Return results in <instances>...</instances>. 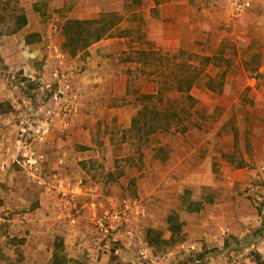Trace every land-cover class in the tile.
<instances>
[{
    "label": "rangeland",
    "instance_id": "rangeland-1",
    "mask_svg": "<svg viewBox=\"0 0 264 264\" xmlns=\"http://www.w3.org/2000/svg\"><path fill=\"white\" fill-rule=\"evenodd\" d=\"M54 1H39L47 22L61 26L68 13H87L80 10V0H65L58 11L51 7ZM98 1L101 10L90 7L88 15L102 16L106 26L117 22V29L102 38L112 40L113 50L102 52L99 61L89 58L88 50L78 51L75 65L110 74L94 83L95 93L82 95L89 103L96 100L117 110L115 115L108 111L113 116L108 122L85 116L78 133L92 136L86 165L92 182L102 187L96 191L99 210L142 200L147 220L163 224V235L170 215L200 224L211 214L212 240H206L203 250L175 252L174 241L187 239L181 229L174 241L159 244L168 258L164 264H264V0H177L189 3L194 21L189 29L153 23L162 8L152 9L153 3L174 0ZM240 2L245 6L239 10ZM18 3L0 0L7 22L22 10ZM120 32L128 38L119 39ZM135 49L155 51L137 54ZM183 66L216 76L213 89L199 82L190 89L192 99L171 90L169 84ZM12 81L22 89L19 100L29 113L38 104L33 89L43 80L29 82L21 76ZM146 93L155 95L147 98ZM165 108L169 110L157 111ZM166 120H172L169 129L163 127ZM240 223L249 229L243 238L237 235ZM226 226L231 233H221ZM10 258L0 253V262L13 264Z\"/></svg>",
    "mask_w": 264,
    "mask_h": 264
},
{
    "label": "crops",
    "instance_id": "crops-1",
    "mask_svg": "<svg viewBox=\"0 0 264 264\" xmlns=\"http://www.w3.org/2000/svg\"><path fill=\"white\" fill-rule=\"evenodd\" d=\"M15 1L19 2L22 10L12 22H7L8 14L0 11V139L6 136L14 146L22 126V117L27 113L19 100L22 89L18 90V85L12 81L14 78L19 80L22 76L29 82H54L53 73L64 69L70 73L81 101L78 103V113L68 129L63 131L60 119L53 115L50 118V132L38 137L33 143L34 148L45 156L44 170L57 186L55 191L47 192L25 176L20 166L13 162L15 148H11L7 158L8 171L0 180V253L11 255L13 264H164L168 260L165 259L167 254L163 256L159 246L148 240L149 228L162 231L164 225L147 220L148 212L142 200L136 199L126 204L124 222L111 239L96 241L94 226L89 223L95 214L102 213L99 210L100 203L96 200L97 192L102 187L92 182L91 172L86 165V160L92 157L86 146L91 144L92 136L78 137V133L84 129L85 116L97 122H108L117 110L98 104L99 101L93 100V97L90 99L96 103H89L83 97V91L86 94L95 93L94 83L106 79L108 76L104 74H110L100 72V67L84 71L77 68V54L73 55L65 45L67 36L64 25L68 20L102 18L88 15L90 7L94 12L101 10L99 1L80 0V10L87 9V13L77 15L78 10L70 12L61 26L44 19L46 10L42 8L40 0ZM64 5L65 0H55L51 7L58 11ZM187 5L188 2L185 5L177 0L164 4L154 2L152 9L162 8L152 17L153 23L161 28L178 24L185 29L192 28L194 21ZM21 14L26 16L23 25L18 22ZM117 27V24L112 27L108 35ZM117 37L123 41L128 38L126 35ZM102 38L79 52L88 50V57L97 56L99 61L102 52L113 50L112 40L104 41ZM82 81H88V84L82 86ZM95 95L98 97L97 93ZM108 111L112 115H108ZM118 113L123 115L121 110ZM2 159L4 156L0 155V161ZM61 190L63 192L59 193ZM211 219V214L202 217V223L198 225L189 218L183 220L184 223L180 220L187 239L174 241L177 242V248H173L175 252L186 254V251H202L206 240H212L209 232ZM239 226L237 235L243 238L249 229L242 223ZM221 231L223 234L231 233L232 227H222ZM166 232L163 238L170 240L172 231L169 223ZM143 251L146 258L141 257ZM0 264L5 263L2 261Z\"/></svg>",
    "mask_w": 264,
    "mask_h": 264
},
{
    "label": "built area",
    "instance_id": "built-area-1",
    "mask_svg": "<svg viewBox=\"0 0 264 264\" xmlns=\"http://www.w3.org/2000/svg\"><path fill=\"white\" fill-rule=\"evenodd\" d=\"M238 9H243L245 3L237 4ZM54 82H42L33 92L37 94L38 104L30 109L24 116L22 126L12 146L6 136L0 139V155L4 159L0 161V180L8 171L7 158L14 147L13 162H16L25 176L32 182L40 185L47 192H53L57 186L49 174L44 170L45 156L34 148V141L51 130L50 118L56 115L60 121L62 130L69 128L79 109V91L74 88L70 73L64 69H59L53 73ZM54 104V107H52ZM13 148V149H14ZM27 148L26 151H23ZM264 172V164L261 166ZM63 191H59L62 193ZM126 205L108 209L102 213H97L93 217L95 233L102 239H111L118 232L124 222ZM141 257L146 258L145 251L141 252Z\"/></svg>",
    "mask_w": 264,
    "mask_h": 264
},
{
    "label": "trees",
    "instance_id": "trees-1",
    "mask_svg": "<svg viewBox=\"0 0 264 264\" xmlns=\"http://www.w3.org/2000/svg\"><path fill=\"white\" fill-rule=\"evenodd\" d=\"M18 22L23 25L26 22V16L24 14H21L18 16ZM113 23V22H112ZM117 24V22H114L113 24L106 26V21L103 18L96 19V20H80V19H74V20H68L66 24L64 25L65 33L67 36L66 41V47L70 50V52L75 55L78 51L86 49L89 45H91L93 42L101 39L103 36L107 35L109 30L114 27ZM123 31V30H121ZM111 33V32H110ZM113 35V34H111ZM119 36H125L123 32L119 33ZM137 51V52H136ZM155 50H140L135 49V52L137 54L141 53H151ZM204 59L211 60L212 56L209 55H203ZM192 67V70L190 69ZM197 70V71H196ZM204 73L203 71H198V67L190 66L182 67L181 72L175 76L174 80L170 82V88L171 90H177L178 92H181L182 95L185 94L186 99H192V96L190 94V89L195 86L199 82H204L210 89H213V82L216 81V76H212L209 73ZM222 79L220 81V92L223 89V83H224V74L221 75ZM159 94V91H158ZM155 95V93H146L144 94L145 97L151 98ZM167 108V107H166ZM163 109V110H157L158 112H167L169 109ZM178 109L172 110L174 115H177L179 112ZM181 111V110H180ZM157 113V112H156ZM133 125H136L138 123V118L135 117L133 120ZM172 124V120H166L163 127L166 129H169V127ZM168 223L169 228L172 231V237L170 240H166L163 238V232L156 228H149L148 230V240L151 244L159 246L161 243H168L171 240H175V233L178 231H181L182 224L181 222H178V220H175L174 215H170L168 217ZM259 232H263V228L259 229ZM173 240V241H174Z\"/></svg>",
    "mask_w": 264,
    "mask_h": 264
}]
</instances>
